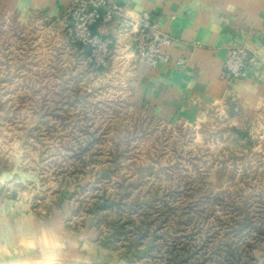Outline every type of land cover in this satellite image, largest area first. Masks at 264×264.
Listing matches in <instances>:
<instances>
[{"label": "rangeland", "instance_id": "rangeland-1", "mask_svg": "<svg viewBox=\"0 0 264 264\" xmlns=\"http://www.w3.org/2000/svg\"><path fill=\"white\" fill-rule=\"evenodd\" d=\"M107 36L98 68L64 19L0 2V195L63 243L0 264H264V101L154 109L133 93L138 61Z\"/></svg>", "mask_w": 264, "mask_h": 264}, {"label": "crops", "instance_id": "crops-1", "mask_svg": "<svg viewBox=\"0 0 264 264\" xmlns=\"http://www.w3.org/2000/svg\"><path fill=\"white\" fill-rule=\"evenodd\" d=\"M108 1L123 7L132 18L149 13L174 39L164 50L173 58L187 59L184 65L169 61L155 67L135 61L132 84L137 100L163 111L178 107L183 100H233L249 113L264 101L259 65H249L247 78L232 82L223 67L228 48L234 45H244L264 60V0ZM0 2L24 15H39L51 24L61 22L68 8V0ZM8 176L0 175V181ZM56 229L24 202L0 195V257L37 250L57 257L63 243Z\"/></svg>", "mask_w": 264, "mask_h": 264}, {"label": "built area", "instance_id": "built-area-1", "mask_svg": "<svg viewBox=\"0 0 264 264\" xmlns=\"http://www.w3.org/2000/svg\"><path fill=\"white\" fill-rule=\"evenodd\" d=\"M112 31L115 44L123 41L138 62L155 67L160 63L173 61L184 65L186 57L173 58L164 48L174 39L167 34L147 12L136 18L127 15L121 6L108 0H68L64 17V28L72 43L88 49V61L96 67H104L113 39L107 36ZM249 65L261 67L264 82V60L244 45L228 48L224 62V73L230 82L248 76Z\"/></svg>", "mask_w": 264, "mask_h": 264}, {"label": "water", "instance_id": "water-1", "mask_svg": "<svg viewBox=\"0 0 264 264\" xmlns=\"http://www.w3.org/2000/svg\"><path fill=\"white\" fill-rule=\"evenodd\" d=\"M71 264H112V263L107 261H88V262L76 261Z\"/></svg>", "mask_w": 264, "mask_h": 264}, {"label": "bare ground", "instance_id": "bare-ground-1", "mask_svg": "<svg viewBox=\"0 0 264 264\" xmlns=\"http://www.w3.org/2000/svg\"><path fill=\"white\" fill-rule=\"evenodd\" d=\"M29 262H31V261H29ZM13 264H25V263H13ZM28 264H44V263H28Z\"/></svg>", "mask_w": 264, "mask_h": 264}, {"label": "trees", "instance_id": "trees-1", "mask_svg": "<svg viewBox=\"0 0 264 264\" xmlns=\"http://www.w3.org/2000/svg\"><path fill=\"white\" fill-rule=\"evenodd\" d=\"M61 193L64 195V194L68 193V191H62ZM60 201H61V200H60ZM105 243H106V242H105Z\"/></svg>", "mask_w": 264, "mask_h": 264}]
</instances>
